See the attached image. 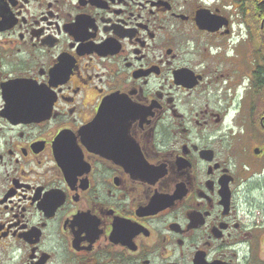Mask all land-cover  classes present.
I'll return each mask as SVG.
<instances>
[{"label":"flooded vegetation","instance_id":"af4514ba","mask_svg":"<svg viewBox=\"0 0 264 264\" xmlns=\"http://www.w3.org/2000/svg\"><path fill=\"white\" fill-rule=\"evenodd\" d=\"M0 264H264V0H0Z\"/></svg>","mask_w":264,"mask_h":264}]
</instances>
